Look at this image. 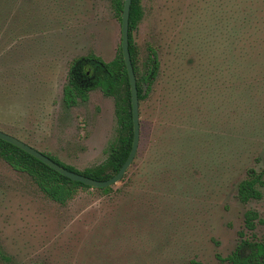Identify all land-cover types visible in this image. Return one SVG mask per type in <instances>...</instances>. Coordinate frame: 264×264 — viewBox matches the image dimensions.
I'll list each match as a JSON object with an SVG mask.
<instances>
[{"label": "rangeland", "instance_id": "374dc122", "mask_svg": "<svg viewBox=\"0 0 264 264\" xmlns=\"http://www.w3.org/2000/svg\"><path fill=\"white\" fill-rule=\"evenodd\" d=\"M141 7L138 64L152 49L159 68L132 165L60 204L0 157V264H230L242 239L264 244V0ZM120 30L111 0H0V131L79 171L102 164L114 100L95 89L67 109L63 88L73 60L116 57ZM252 172L260 197L242 203Z\"/></svg>", "mask_w": 264, "mask_h": 264}, {"label": "trees", "instance_id": "16d2710c", "mask_svg": "<svg viewBox=\"0 0 264 264\" xmlns=\"http://www.w3.org/2000/svg\"><path fill=\"white\" fill-rule=\"evenodd\" d=\"M123 1L111 0L113 10L119 20H121ZM141 18V0H131L128 20V49L136 77L139 102L146 95L143 92V85L147 86V90L151 87L159 68L156 52L152 49L149 50V57L141 69L138 64V48L133 40V32L137 29ZM95 89L101 90L104 96L111 97L114 100V113L117 123V134L105 149L106 158L104 162L79 171L63 164L55 157L47 156L69 171L101 181L112 177L119 171L130 152L132 144L133 130L129 82L120 48L116 57L108 63L94 54L73 60L68 70L67 83L63 88L62 103L65 108H72L79 101L85 102L88 93ZM0 157L13 170L27 174L47 197L57 203H65L79 188L89 189L88 186L81 183L70 181L29 154L2 140H0ZM257 185H262L261 177L252 172L247 179L238 185L239 200L246 203L249 200L258 199L260 193L256 188ZM99 190L107 193L111 190V187ZM257 220L258 215L256 212H245V230L254 231ZM242 235L243 233L240 232L239 236L242 237ZM225 261L230 264H264V244L242 239L234 251L226 257Z\"/></svg>", "mask_w": 264, "mask_h": 264}, {"label": "water", "instance_id": "95a60500", "mask_svg": "<svg viewBox=\"0 0 264 264\" xmlns=\"http://www.w3.org/2000/svg\"><path fill=\"white\" fill-rule=\"evenodd\" d=\"M131 0H124L123 7H122V15L120 20V49L123 58V62L126 68V72L128 75V82H129V90H130V103H131V116H132V130H133V137H132V144L130 152L119 169V171L114 174L112 177L106 180H94L79 173H75L73 171H69L65 167L59 165L43 153L39 152L38 150L34 149L33 147L29 146L28 144L24 143L23 141L0 131V140L11 144L12 146L20 149L21 151L29 154L36 160L40 161L53 171L57 172L58 174L68 178L72 182H78L89 188L94 189H103L107 187H111L118 182L121 181L125 173L128 171L130 166L132 165L134 158L137 153L139 138H140V114H139V100H138V92L136 87V77L134 74L129 49H128V20H129V11H130Z\"/></svg>", "mask_w": 264, "mask_h": 264}, {"label": "flooded vegetation", "instance_id": "af4514ba", "mask_svg": "<svg viewBox=\"0 0 264 264\" xmlns=\"http://www.w3.org/2000/svg\"><path fill=\"white\" fill-rule=\"evenodd\" d=\"M70 67V66H69ZM69 70V69H68ZM68 75V74H67ZM101 91V90H100ZM90 93V92H89ZM103 94V93H102ZM44 155H46V154H44ZM47 156V155H46ZM49 156V155H48ZM47 156V157H48ZM50 158V157H49ZM51 159V158H50ZM54 161V160H53ZM57 163V162H56ZM59 164V163H58ZM60 165V164H59ZM126 174V173H125ZM124 177V176H123ZM122 180V179H121Z\"/></svg>", "mask_w": 264, "mask_h": 264}]
</instances>
